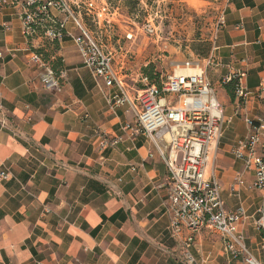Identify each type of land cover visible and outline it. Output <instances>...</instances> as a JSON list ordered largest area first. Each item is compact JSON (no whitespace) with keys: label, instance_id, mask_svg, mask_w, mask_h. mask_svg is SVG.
<instances>
[{"label":"crops","instance_id":"0c3cea01","mask_svg":"<svg viewBox=\"0 0 264 264\" xmlns=\"http://www.w3.org/2000/svg\"><path fill=\"white\" fill-rule=\"evenodd\" d=\"M7 1L0 8V47L6 51L0 60V171L8 169L12 179H0V264H186L185 250L168 234L170 176L160 153L170 154L169 135L154 141L123 132L135 123L129 106L108 108L107 88L82 65L70 39L27 41L22 2ZM222 10L206 75L230 122L213 174L225 210L244 208L245 244L264 263L255 226L261 196L251 188L253 174L231 155L250 133L244 117H264V0H225ZM40 47L44 59L60 64V92L44 90L30 62V51ZM240 72L250 97L236 115L239 100L220 84ZM98 131L124 140L101 151ZM239 179L243 186L236 185ZM189 250L198 264H226L220 236L207 229Z\"/></svg>","mask_w":264,"mask_h":264},{"label":"built area","instance_id":"2783aa9c","mask_svg":"<svg viewBox=\"0 0 264 264\" xmlns=\"http://www.w3.org/2000/svg\"><path fill=\"white\" fill-rule=\"evenodd\" d=\"M82 1L86 15L92 17L94 24L95 20L99 24L101 18H104V23L110 24L107 17L110 10L105 3L96 8L94 0ZM7 4V0H0V8ZM19 19L22 36L27 41L40 39L41 43L45 40L53 44L63 38L70 39L82 65L92 73L96 82L107 88L105 103L108 108L116 111L129 106L135 123L132 129L122 127L123 132L140 133L154 141L163 134L169 135L165 143L170 148V154L165 158L160 153L170 176L168 200L171 219L168 234L185 250L186 264H198L189 247L202 229L220 236L227 256L226 264H264L253 256L245 244L242 230L246 215L244 208L225 210L221 189L213 174L218 143L224 125L230 119L225 118L222 106L216 100L215 89L207 79L206 68L210 66L212 57L202 59L195 56L180 62L166 59L164 71H158L160 81L157 86L143 72L147 65L131 68L132 60L122 54L124 48L121 43L117 42L119 53L113 45L99 43L84 27L80 15L73 13L63 0H23ZM221 22L220 17L219 26L211 36L212 41H215ZM1 28L4 32L10 30L5 23ZM139 30L151 37L158 34L157 26L150 20L138 27L132 24L123 37L129 47L137 41ZM5 54L6 51L0 47V60L5 58ZM30 62L39 69L38 79L44 90L61 91L62 74H56L52 64L44 59L42 47L30 51ZM244 77L245 73L240 72L236 76L225 77L220 84L224 87L227 82L237 80L235 97L239 104L236 115L250 97L241 84ZM83 118L88 119L87 113ZM244 122L250 133L236 143L231 155L242 164L243 172L253 174L251 188L260 193L255 226L261 233L260 248L264 253V117L251 120L245 116ZM181 126L184 132L177 134L174 129ZM97 136L101 151L114 148L124 140L123 136L109 137L103 131H98ZM178 154L181 155L180 162ZM0 179H12L11 172L3 169ZM236 185L243 186L242 180H237Z\"/></svg>","mask_w":264,"mask_h":264},{"label":"rangeland","instance_id":"374dc122","mask_svg":"<svg viewBox=\"0 0 264 264\" xmlns=\"http://www.w3.org/2000/svg\"><path fill=\"white\" fill-rule=\"evenodd\" d=\"M63 1L73 13L80 15L82 24L95 40L113 45L117 53V42H120L124 48L122 54L132 60L131 68L152 65L159 77L158 71L165 69L161 60L172 56L180 62L190 58L191 53L209 52L211 36L219 26L225 0H94L96 8L103 3L109 7V25L104 23V18L99 24L94 18V24L92 17L86 15L82 0ZM148 20L157 26V36L151 37L139 30L137 41L129 47L123 41L125 32L132 24L138 27ZM176 55L182 57L177 59Z\"/></svg>","mask_w":264,"mask_h":264},{"label":"trees","instance_id":"16d2710c","mask_svg":"<svg viewBox=\"0 0 264 264\" xmlns=\"http://www.w3.org/2000/svg\"><path fill=\"white\" fill-rule=\"evenodd\" d=\"M198 56L199 57H202V58H206L209 55H208V52H207V53H205L203 55H201V54L199 55L198 54ZM59 66H60V64L57 61L52 64V68H53L54 72L56 74H58V75H59V69H58ZM153 68H154V66L151 65L150 67H148L146 69H143V72L146 75H148V77L151 79V81L158 86L159 85V77H158L157 74H154V71H153L154 69ZM237 83H238L237 80L236 79H233L230 82H227L225 84V86H224V89L226 90L227 94L229 95L230 99H232V100H235V98H236L235 97V90H236V88L238 86Z\"/></svg>","mask_w":264,"mask_h":264},{"label":"bare ground","instance_id":"6f19581e","mask_svg":"<svg viewBox=\"0 0 264 264\" xmlns=\"http://www.w3.org/2000/svg\"><path fill=\"white\" fill-rule=\"evenodd\" d=\"M174 131H176L177 134H181L184 132V128L181 126V127H176L174 129ZM165 138V137H164ZM167 139V138H166Z\"/></svg>","mask_w":264,"mask_h":264}]
</instances>
